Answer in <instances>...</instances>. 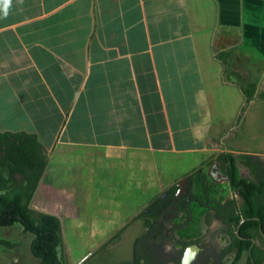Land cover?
I'll use <instances>...</instances> for the list:
<instances>
[{
  "label": "crops",
  "instance_id": "crops-1",
  "mask_svg": "<svg viewBox=\"0 0 264 264\" xmlns=\"http://www.w3.org/2000/svg\"><path fill=\"white\" fill-rule=\"evenodd\" d=\"M257 96L264 0H0V132L44 147L31 208L75 246L146 228L139 214L157 198L189 201L208 166L221 170L216 155L237 153L241 127L257 142ZM212 198L239 208L233 191ZM215 205L225 231L237 211Z\"/></svg>",
  "mask_w": 264,
  "mask_h": 264
},
{
  "label": "trees",
  "instance_id": "trees-1",
  "mask_svg": "<svg viewBox=\"0 0 264 264\" xmlns=\"http://www.w3.org/2000/svg\"><path fill=\"white\" fill-rule=\"evenodd\" d=\"M229 53L228 51L218 53L217 58L225 61V57ZM254 88L255 85H251L247 87V91L245 90L247 99L253 95ZM216 162L224 171L230 189L243 200L242 205L238 209H235L236 200L234 198L226 201L223 206L220 203L215 205L219 211L223 210L224 213L232 212V210L237 211L236 214H233L234 216L228 217V223L239 225L238 234L229 232L233 242L226 247L225 251L228 253L237 246L238 252H236V257L232 264H236L242 252L248 253L249 264H263L264 251L259 250L256 246L251 249L250 245L251 241L256 237L264 238V203L258 200L259 195L264 192V181L257 182L244 176H238L236 174L234 155L230 152L218 153ZM46 163V151L34 134L0 132V227L18 224L25 232L31 233L30 248L33 255L39 258L41 264H65L62 253L63 240L59 218L31 208V201ZM200 184L202 190L205 191L206 184L203 179H201ZM193 196L195 197V195ZM197 197L199 196H196V198L192 197L198 200L196 204H200L199 206H202V203L206 204V200L201 202L199 200L200 197ZM208 200L210 201V199ZM178 201V199L175 200L169 197L165 199L157 198L145 211L139 214L140 217H144L145 221L149 222L148 225L146 224L148 230L135 239L133 263L122 262L119 264H141L142 259L145 260L142 264L155 263L154 256L159 257L163 253H160L159 248H154L153 250L145 249L147 244H144V242H150L153 238V235H151L153 231L149 227H152L154 222H156L155 219L157 218L154 216L168 213L169 209H166V206L171 204L175 206ZM182 205L187 218L192 220L194 217L191 203L186 201ZM207 206L210 207L209 203H207ZM221 208L223 209L221 210ZM194 221L192 220V225H195ZM191 243H195V241H191ZM0 245L12 247L14 244L10 240L0 238ZM146 256H150L152 261Z\"/></svg>",
  "mask_w": 264,
  "mask_h": 264
},
{
  "label": "rangeland",
  "instance_id": "rangeland-1",
  "mask_svg": "<svg viewBox=\"0 0 264 264\" xmlns=\"http://www.w3.org/2000/svg\"><path fill=\"white\" fill-rule=\"evenodd\" d=\"M256 101V118L253 123H255L254 131L257 142L247 143L248 128L245 127L246 134H244V128L241 127L240 134H237L239 139L231 141V143L235 152H237L234 154L236 174L258 182L259 179H264V99L257 96ZM247 144L249 148H247ZM211 167L212 166H208L206 168V174L209 176L212 174L214 178L212 180L207 179L208 185H206L205 191L202 190L201 184H198L199 186L196 190L191 188V190L194 191L191 197L193 195H195L193 198L199 196L200 198H197H199L201 202L206 200V204L203 207L205 213L200 211L201 208L198 207V205H194V200L196 199L191 198L189 200V203L191 202L192 204V215L194 217L192 220H195V225L184 227L182 223L185 215L182 204L187 201L186 197L178 199L177 205L173 206L170 212L168 211V213H161L162 215L157 214V216H154L157 218L155 219L156 222H154L152 227H149L153 231L151 232L153 238L150 242H144V244H147L145 249L153 250L154 248H159L161 251L160 253L163 254L159 256L161 258L154 256L155 263L153 264H179L180 257L185 247L189 245L191 241H195V243L199 245L210 243L213 245L212 247L221 248V246L228 242L229 232H234L236 227L234 223L225 225L228 234L220 228V224L214 226V224L210 223L208 209L215 205L213 202L215 198H212L213 195L218 199H224L229 196L230 191H232L228 183L222 182L224 171L222 169L212 171ZM208 199H210V201ZM207 203H209L210 207L207 206ZM164 216L166 219L163 218ZM146 222L148 225L149 222ZM209 226H211V228H209ZM147 230L148 226L143 229L118 231L117 235L115 233L103 244L96 246H85L83 244L75 246L69 242L72 240L75 241L77 237L78 240H80V236L63 238V232L65 231L61 230L63 240L62 253L65 264H119L126 261L133 263L135 245L132 240L146 233ZM85 233L88 235L87 231H85ZM153 233L156 234V236H154ZM85 236L83 235L81 238H87ZM0 238L10 240L14 244L12 247L0 245V264H41L39 258L33 255L30 248L32 234L25 232L20 225L15 224L13 226L0 227ZM257 240L261 241V238L258 237ZM232 255L233 252L227 257L231 258ZM146 258L152 261L150 256H146ZM144 261L145 260L142 259L140 263L142 264ZM163 261L165 262L163 263ZM244 262V257H242L238 264H244Z\"/></svg>",
  "mask_w": 264,
  "mask_h": 264
},
{
  "label": "flooded vegetation",
  "instance_id": "flooded-vegetation-1",
  "mask_svg": "<svg viewBox=\"0 0 264 264\" xmlns=\"http://www.w3.org/2000/svg\"><path fill=\"white\" fill-rule=\"evenodd\" d=\"M225 176V174H224ZM226 178V176H225ZM259 181H264V179H259ZM240 197V196H239ZM258 200H261L264 203V192L261 193V195H259ZM243 203V200L241 198H239V206H241ZM238 228L239 225H237L235 227L234 233L237 235L238 234ZM227 232V230H225ZM228 234V232H227ZM229 236V240L228 242L221 246V248H215L212 247L213 245L208 243H204L203 245H199L198 243H191V244H196L199 247V251L197 252L196 258L193 260L192 264H232L233 260L236 257V252H238V248H237V242H236V247H234L232 249V251H229L228 253H226L225 249L226 247L233 242V240L230 238ZM258 237H256L255 239H253L251 241V249H253L255 246L258 247L259 250H263L264 251V238L261 239V241L257 240ZM135 242V240H134ZM133 242V244H134ZM233 252V255L231 258H228L227 256ZM244 255V256H243ZM242 257H244V264H249L248 260H249V255L247 252H242L241 256L238 258V260L236 261V264L239 263V261L242 259ZM127 262V261H126ZM263 264H264V259H263Z\"/></svg>",
  "mask_w": 264,
  "mask_h": 264
},
{
  "label": "water",
  "instance_id": "water-1",
  "mask_svg": "<svg viewBox=\"0 0 264 264\" xmlns=\"http://www.w3.org/2000/svg\"><path fill=\"white\" fill-rule=\"evenodd\" d=\"M198 251L199 247L196 244L187 245L181 255L180 264H192Z\"/></svg>",
  "mask_w": 264,
  "mask_h": 264
},
{
  "label": "clouds",
  "instance_id": "clouds-1",
  "mask_svg": "<svg viewBox=\"0 0 264 264\" xmlns=\"http://www.w3.org/2000/svg\"><path fill=\"white\" fill-rule=\"evenodd\" d=\"M5 4H7L8 0H4Z\"/></svg>",
  "mask_w": 264,
  "mask_h": 264
}]
</instances>
